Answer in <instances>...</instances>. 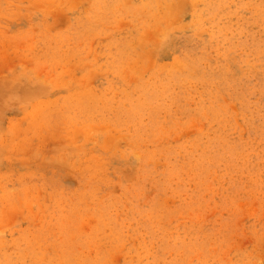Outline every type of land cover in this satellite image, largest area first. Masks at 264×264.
Instances as JSON below:
<instances>
[{"label": "rangeland", "instance_id": "1", "mask_svg": "<svg viewBox=\"0 0 264 264\" xmlns=\"http://www.w3.org/2000/svg\"><path fill=\"white\" fill-rule=\"evenodd\" d=\"M0 264H264V0H0Z\"/></svg>", "mask_w": 264, "mask_h": 264}]
</instances>
